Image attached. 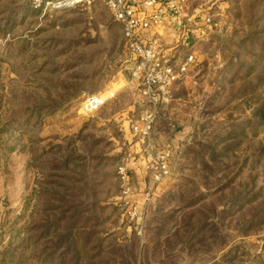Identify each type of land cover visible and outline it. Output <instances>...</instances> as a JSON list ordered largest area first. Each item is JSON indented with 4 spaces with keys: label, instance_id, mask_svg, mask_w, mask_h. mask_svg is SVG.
Listing matches in <instances>:
<instances>
[{
    "label": "rangeland",
    "instance_id": "1",
    "mask_svg": "<svg viewBox=\"0 0 264 264\" xmlns=\"http://www.w3.org/2000/svg\"><path fill=\"white\" fill-rule=\"evenodd\" d=\"M186 13L188 78L143 94L101 0H0V264H264V0Z\"/></svg>",
    "mask_w": 264,
    "mask_h": 264
},
{
    "label": "built area",
    "instance_id": "2",
    "mask_svg": "<svg viewBox=\"0 0 264 264\" xmlns=\"http://www.w3.org/2000/svg\"><path fill=\"white\" fill-rule=\"evenodd\" d=\"M35 8L65 9L94 0H27ZM113 18L123 29L125 48L128 53L129 83L137 85L143 94L154 91L166 92L180 80H186L194 64L193 54L187 53L183 60L175 64L178 43L163 44L162 35L177 20L181 22L182 36L180 44L190 47L191 39H202L207 34L210 19L197 17L186 18L189 0H101ZM194 82V81H193ZM101 94L86 97L83 103L85 110H93L105 102ZM152 117L148 115L141 127L142 141L149 137ZM163 158V157H162ZM152 166V165H151ZM153 167V166H152ZM154 178L160 179L167 173L165 161L160 160L154 167ZM123 181V192L127 193V173L119 168ZM139 208L130 203L129 214L137 216Z\"/></svg>",
    "mask_w": 264,
    "mask_h": 264
},
{
    "label": "crops",
    "instance_id": "3",
    "mask_svg": "<svg viewBox=\"0 0 264 264\" xmlns=\"http://www.w3.org/2000/svg\"><path fill=\"white\" fill-rule=\"evenodd\" d=\"M187 14V13H186ZM186 18H191L188 15H185ZM181 22L177 20L175 23L171 25L170 28L166 29V31L162 35L163 44H171V43H179L182 36ZM125 84H128V81H125Z\"/></svg>",
    "mask_w": 264,
    "mask_h": 264
},
{
    "label": "trees",
    "instance_id": "4",
    "mask_svg": "<svg viewBox=\"0 0 264 264\" xmlns=\"http://www.w3.org/2000/svg\"><path fill=\"white\" fill-rule=\"evenodd\" d=\"M67 240V239H66ZM71 249V247H70V245L68 244L67 245V249L66 250H70ZM75 258H76V261H80V257H79V254L78 255H76L75 256Z\"/></svg>",
    "mask_w": 264,
    "mask_h": 264
},
{
    "label": "bare ground",
    "instance_id": "5",
    "mask_svg": "<svg viewBox=\"0 0 264 264\" xmlns=\"http://www.w3.org/2000/svg\"><path fill=\"white\" fill-rule=\"evenodd\" d=\"M103 95H104V93H103V94H101V95H100V97L102 98V97H103Z\"/></svg>",
    "mask_w": 264,
    "mask_h": 264
}]
</instances>
